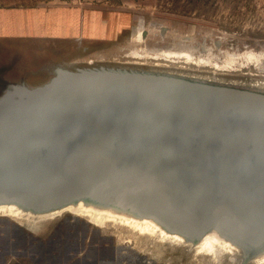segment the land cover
Wrapping results in <instances>:
<instances>
[{
  "label": "water",
  "instance_id": "1",
  "mask_svg": "<svg viewBox=\"0 0 264 264\" xmlns=\"http://www.w3.org/2000/svg\"><path fill=\"white\" fill-rule=\"evenodd\" d=\"M96 85L120 95H68ZM14 89L0 98V193L42 204L90 183L193 233L218 219L249 254L264 241V93L104 68Z\"/></svg>",
  "mask_w": 264,
  "mask_h": 264
},
{
  "label": "rangeland",
  "instance_id": "2",
  "mask_svg": "<svg viewBox=\"0 0 264 264\" xmlns=\"http://www.w3.org/2000/svg\"><path fill=\"white\" fill-rule=\"evenodd\" d=\"M39 2L126 12L129 28L111 45L0 44V98L14 87L40 86L57 71L82 68L181 76L264 93V0H0V5ZM24 218L0 213V264H256L239 253L199 255L186 245L69 212Z\"/></svg>",
  "mask_w": 264,
  "mask_h": 264
},
{
  "label": "bare ground",
  "instance_id": "3",
  "mask_svg": "<svg viewBox=\"0 0 264 264\" xmlns=\"http://www.w3.org/2000/svg\"><path fill=\"white\" fill-rule=\"evenodd\" d=\"M183 55L189 57L188 53H183ZM165 76L212 83L181 76ZM214 84L230 86L222 83ZM119 91L128 93L125 90ZM106 93V91L98 89V85H96L74 88L70 90L68 95L72 97L85 95L87 97H96L97 99L104 98L107 95L104 98L105 100H114L115 95H120ZM59 100L58 105L60 107L61 105L69 104V107L73 108V105L71 106L70 102L68 103L64 97ZM100 102L103 101L100 100ZM38 109L43 111L39 107ZM63 212L85 217L95 224H105L106 222L120 224V226L129 228L141 235L156 236L161 241L186 245L189 248H193L199 255L219 257L222 252H225L224 255L228 254L233 257L236 253H239L240 257H250L251 261L256 264H264V241L258 244L259 246L254 253L249 254L248 250L250 247L248 243L234 235L220 220L214 219L206 223L201 231L193 233L173 225L167 218L153 210L145 201L125 192L102 191L90 183H83L69 191L62 198L42 204L36 203L31 196L16 191L0 193V213L4 216L25 217L26 219L45 216L48 218V216L58 215Z\"/></svg>",
  "mask_w": 264,
  "mask_h": 264
},
{
  "label": "crops",
  "instance_id": "4",
  "mask_svg": "<svg viewBox=\"0 0 264 264\" xmlns=\"http://www.w3.org/2000/svg\"><path fill=\"white\" fill-rule=\"evenodd\" d=\"M129 23V14L119 10L50 2L0 5V44L76 41L84 46L111 45L119 41Z\"/></svg>",
  "mask_w": 264,
  "mask_h": 264
}]
</instances>
